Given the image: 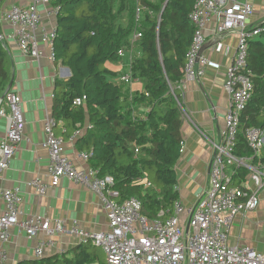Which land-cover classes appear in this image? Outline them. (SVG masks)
<instances>
[{"label":"trees","instance_id":"1","mask_svg":"<svg viewBox=\"0 0 264 264\" xmlns=\"http://www.w3.org/2000/svg\"><path fill=\"white\" fill-rule=\"evenodd\" d=\"M195 0H143L144 13L136 23L134 0H51L57 9L54 61L71 71L67 81L57 80L52 118L55 134L64 142L74 139L79 153H90L89 166L101 177L114 180L120 201L141 202L142 216L154 220L173 215L180 198L175 169L181 158L184 114L179 84L185 77L187 53L195 27L190 20ZM259 35L248 42L247 71L253 94L241 115L234 149L239 157L264 164V150L255 156L244 131H264V21ZM139 32V54L132 61V81L143 91L128 97L117 75L105 67L118 63V53L130 47ZM10 74L7 54L0 44V88ZM82 100L76 105V100ZM147 112L142 114V110ZM90 127V129H86ZM85 128L78 137L75 133ZM250 172L239 168L234 182L244 186ZM147 184H150L148 186ZM106 264L103 251L83 242L68 254H57L17 264Z\"/></svg>","mask_w":264,"mask_h":264},{"label":"built area","instance_id":"2","mask_svg":"<svg viewBox=\"0 0 264 264\" xmlns=\"http://www.w3.org/2000/svg\"><path fill=\"white\" fill-rule=\"evenodd\" d=\"M134 2L135 20L139 24L144 13L143 0ZM253 3L254 0H195L190 15L195 35L186 56L185 77L178 86L181 94L189 82L199 81L205 75L207 67L216 65L202 55L208 43L203 35L207 23L215 19L213 49L217 53L222 51L225 35L231 32L239 34L237 50L227 69L224 85L230 101L225 128L220 132L219 142L209 140L214 157L209 166L208 185L192 208H184L179 198L174 204L173 215L167 219H162L164 212L154 220L142 216L139 200H119V192L112 188L113 178L101 177L99 171L91 167L79 170L66 158L65 142L55 134L56 123L50 115L44 121V133L45 147L49 152L47 174L51 186L37 181L32 182V186L41 195L48 188H57L63 179L89 188L99 197L107 214L108 228L105 232L92 234L81 230L76 222L69 231L60 220L51 223L42 216H31L20 221L21 191L5 189L0 185V202L4 206L0 211V264L9 262L8 249L13 239V228L22 230L29 241L36 240L40 234L51 238L69 232L100 248L104 252L106 264H264V253L250 247L229 244V233L236 219L256 211L264 192V164H254L253 158L239 157L234 153L241 115L253 94V83L247 71L248 42L259 35L258 27L262 23L251 25L248 22L254 12ZM39 5L49 8L51 0H30L28 6L15 5L7 13L6 20L13 28L12 40L23 56L41 58L40 43H44L51 50L49 59L54 61L56 28L48 30L42 26ZM57 12L52 7V14L57 16ZM141 38L139 32L134 34L129 50ZM118 54L123 57L125 51L121 50ZM121 80L132 82V73L125 74ZM75 104L81 105L82 100H76ZM179 104L184 118L187 117L182 103ZM0 118L6 120L5 137L0 142L1 176L25 140L22 102L17 93L9 91L0 99ZM79 135L81 130L74 137ZM244 137L254 155L260 156L264 150V131L249 127L244 131ZM183 147L182 143L181 155ZM90 157V153H80L84 162H89ZM239 168L250 172L247 182H252L254 188L247 184L243 187L235 184L234 178ZM174 189L180 192L179 185ZM46 245L53 246L54 241L38 244L33 252L37 260L44 257Z\"/></svg>","mask_w":264,"mask_h":264},{"label":"crops","instance_id":"3","mask_svg":"<svg viewBox=\"0 0 264 264\" xmlns=\"http://www.w3.org/2000/svg\"><path fill=\"white\" fill-rule=\"evenodd\" d=\"M29 4L30 0H0L2 37L0 44L7 54L10 68L8 83L0 88V99L4 98L11 84L10 91L17 93L21 99L25 121V140L12 157L9 168L1 174L0 185L5 189L21 191L20 221L31 216H42L51 223L60 220L69 231L76 222L81 230L92 234L105 232L108 228L107 214L99 197L89 188L63 179L57 188H48L45 194L41 195L32 186L34 181L51 186L47 174L49 152L45 147L44 121L52 115L56 81H67L71 77V71L49 59L51 50L44 43H40L43 56L39 59L23 56L16 47L12 40L13 28L6 20V15L15 5ZM38 10L42 17V26L48 30L55 29L57 16L52 14V5L49 8L39 5ZM253 10L249 24L263 22L264 0H254ZM214 25L213 18L204 29L203 35L208 43L202 55L216 65L207 67L205 75L199 81L189 82L181 94V103L187 117L184 118L182 129L183 153L175 169L178 174L180 200L188 202L190 206L188 209L192 208L208 185L209 166L214 157V149L210 141L219 142L220 132L225 128V116L230 106L224 85L227 69L231 66L237 50L239 34L231 32L225 35L222 40V51L217 53L213 49ZM133 48L134 44L131 45V49ZM135 57L136 55L129 56L126 50L122 60L115 63V68L121 73L113 71L117 75L113 78V82L123 86L124 94L128 97L143 91V85L139 81L126 83L121 80L125 74L131 72ZM141 112L145 114L147 110L143 109ZM5 130L6 120L0 118V142L5 137ZM83 131L85 128L81 130V134ZM64 155L79 170H87L90 167L88 162L80 158L74 139L64 143ZM245 184L254 188L250 181ZM3 209V203L0 202V211ZM263 233L264 201L262 200L256 211L236 219L229 233V244L250 247L264 253ZM11 234L13 239L8 249V264L37 260L33 252L40 242L54 241L53 246L44 247V257L57 255L60 252L68 254L84 242L82 238L69 232L51 238L40 234L33 241H29L23 231L17 228H13Z\"/></svg>","mask_w":264,"mask_h":264},{"label":"rangeland","instance_id":"4","mask_svg":"<svg viewBox=\"0 0 264 264\" xmlns=\"http://www.w3.org/2000/svg\"><path fill=\"white\" fill-rule=\"evenodd\" d=\"M134 36H132V38H133ZM132 38H131V40L130 41H132ZM139 45H138V43H135L134 44V48L132 49V50H129V49H127V50H129L128 51V55L130 56H134V55H136V57L138 56V53H139ZM105 67L107 68V69H109L110 71H118L117 70V68H115L116 67V64H113V63H107L106 65H105ZM118 73H121L120 71H118ZM110 80H112V81H114L113 79H110ZM141 83V82H140ZM260 199H261V201L263 200L264 201V193H262L261 194V196H260ZM181 203L183 204V207L184 208H186V209H188L190 206H189V204H188V202H182L181 201ZM194 204V203H193ZM192 206V205H191ZM255 237H256V235H255ZM262 238H263V240H264V233L262 234ZM95 264H98V263H95Z\"/></svg>","mask_w":264,"mask_h":264},{"label":"water","instance_id":"5","mask_svg":"<svg viewBox=\"0 0 264 264\" xmlns=\"http://www.w3.org/2000/svg\"><path fill=\"white\" fill-rule=\"evenodd\" d=\"M0 40H2L1 35H0ZM10 89H11V84H10L9 87L7 88L6 93H8V92L10 91ZM6 93H5V95H6ZM5 95H4V96H5ZM187 231L189 232V226H188V228H187Z\"/></svg>","mask_w":264,"mask_h":264}]
</instances>
